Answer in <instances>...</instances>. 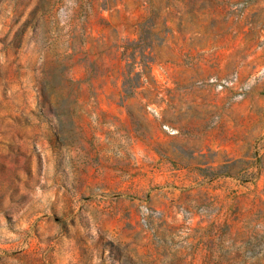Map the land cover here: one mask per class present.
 Here are the masks:
<instances>
[{"label":"rangeland","instance_id":"obj_1","mask_svg":"<svg viewBox=\"0 0 264 264\" xmlns=\"http://www.w3.org/2000/svg\"><path fill=\"white\" fill-rule=\"evenodd\" d=\"M0 264H264V0H0Z\"/></svg>","mask_w":264,"mask_h":264}]
</instances>
